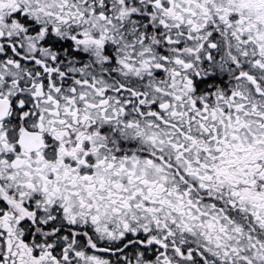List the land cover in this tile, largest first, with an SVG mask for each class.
<instances>
[{
	"label": "snow or ice",
	"instance_id": "1",
	"mask_svg": "<svg viewBox=\"0 0 264 264\" xmlns=\"http://www.w3.org/2000/svg\"><path fill=\"white\" fill-rule=\"evenodd\" d=\"M0 264H264V0H0Z\"/></svg>",
	"mask_w": 264,
	"mask_h": 264
}]
</instances>
